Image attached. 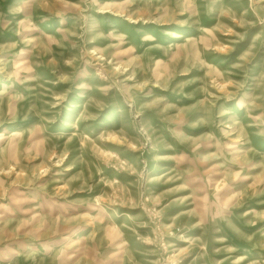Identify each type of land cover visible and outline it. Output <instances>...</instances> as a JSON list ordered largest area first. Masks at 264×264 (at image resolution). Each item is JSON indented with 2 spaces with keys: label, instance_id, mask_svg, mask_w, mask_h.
<instances>
[{
  "label": "rangeland",
  "instance_id": "1",
  "mask_svg": "<svg viewBox=\"0 0 264 264\" xmlns=\"http://www.w3.org/2000/svg\"><path fill=\"white\" fill-rule=\"evenodd\" d=\"M0 264H264V0H0Z\"/></svg>",
  "mask_w": 264,
  "mask_h": 264
}]
</instances>
